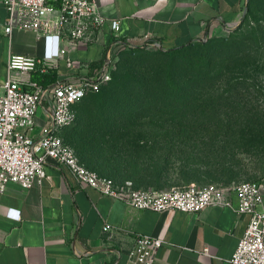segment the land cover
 Instances as JSON below:
<instances>
[{"label": "crops", "instance_id": "1", "mask_svg": "<svg viewBox=\"0 0 264 264\" xmlns=\"http://www.w3.org/2000/svg\"><path fill=\"white\" fill-rule=\"evenodd\" d=\"M106 23L91 45L70 49L69 57L100 67L112 42V21L120 22V36L140 46L153 40L164 50L187 46L236 25L248 0H96ZM8 12L0 1V82L6 78L11 55L40 58L43 38L30 31H3ZM59 76L74 73L61 59L58 67L30 74ZM35 81V80H34ZM77 110V106H76ZM77 112V111H76ZM39 126L46 121L39 111ZM70 128V127H69ZM67 128V129H69ZM65 129L63 133L67 130ZM41 183L25 190L9 184L0 193V264H136L128 254L137 235L160 238L165 244L155 264H231L249 217L238 215L239 198L225 188L228 206L212 205L198 213L137 210L121 200L80 184L64 165L49 163ZM264 196V177L258 179ZM264 211V201L258 208ZM20 214L11 217V211ZM109 227L106 231L105 228Z\"/></svg>", "mask_w": 264, "mask_h": 264}, {"label": "rangeland", "instance_id": "2", "mask_svg": "<svg viewBox=\"0 0 264 264\" xmlns=\"http://www.w3.org/2000/svg\"><path fill=\"white\" fill-rule=\"evenodd\" d=\"M249 6L236 28L217 35L226 39L230 50L216 49L213 55L205 50L190 57L205 68V78L181 105L131 104L133 97L126 98L125 90L160 70L167 71L170 60L147 62L142 52H122L112 81L77 106L75 124L63 133L81 163L116 187L157 192L190 185L225 189L264 177V0H251ZM119 81L121 85L113 91ZM103 118L109 122H98ZM179 133L216 137L190 159V163L209 166L210 171L190 173L188 179L171 174L158 186L154 179L141 178L135 164L162 157L165 149L155 148L158 153H154L149 148L164 141L160 139L164 135Z\"/></svg>", "mask_w": 264, "mask_h": 264}, {"label": "built area", "instance_id": "3", "mask_svg": "<svg viewBox=\"0 0 264 264\" xmlns=\"http://www.w3.org/2000/svg\"><path fill=\"white\" fill-rule=\"evenodd\" d=\"M0 1L8 12L3 25L5 34L30 31L44 41L40 58L11 55L6 78L0 82V193L7 191L9 184L31 189L36 182H42L46 177L45 167L53 162L66 166L80 184L137 210L198 213L212 205L232 208L224 189L215 185L205 188L190 185L163 192L116 187L86 168L62 137V132L77 120L76 106L112 80L123 51L139 47L162 49L158 42L147 40L138 46L132 39L120 36V22L112 21L113 38L104 60L100 67L91 68L68 55L70 49L93 44L95 35L105 25L106 18L99 12L96 0H58V7L48 5V0ZM237 25L226 26L225 30ZM61 59L74 73L59 76L46 86L31 79L30 74L37 68L41 67L43 72L56 69ZM41 110L46 121L39 126L36 119ZM232 188L239 198L235 211L248 216L249 222L230 263L264 264V211L258 209L264 201L261 188L255 182H243ZM9 215L20 218L13 210ZM164 244L163 239L137 235L128 258L136 264H155Z\"/></svg>", "mask_w": 264, "mask_h": 264}, {"label": "trees", "instance_id": "4", "mask_svg": "<svg viewBox=\"0 0 264 264\" xmlns=\"http://www.w3.org/2000/svg\"><path fill=\"white\" fill-rule=\"evenodd\" d=\"M250 3L251 0H248V7H250ZM58 4V0H48V5L50 6L58 7ZM225 40V38L213 36L211 38L208 37L206 41H203L202 39L197 40L183 47L170 50H155L160 51L158 53H150L152 50L140 47L123 51L129 53L142 52L145 55H141V58L143 61L147 62L153 60L151 58H154V60H157L158 58H168L170 60V67L167 71L160 70L159 73L146 79L145 82L132 85L129 90L127 88L125 90V97L128 98L131 94L133 97V99H129V101L131 100L132 102L131 104L136 103L138 105L137 102L140 101V104L144 106L156 101H163L172 105L183 104L185 100L190 99L192 92L203 83L205 78V68L193 63L192 60H190V57H196L198 52L205 50L213 51L211 53L212 55L215 53L214 51L216 49L221 50L222 48H226L230 50L232 47L229 44L225 45ZM206 46H209L208 49H204ZM211 64L213 65L212 61H210V65ZM208 79L210 80L209 82H213L212 80H214L213 77H209ZM34 80L39 84L46 86L54 83L57 79L55 74L43 73L38 74ZM120 85V81L116 82L115 85H113V91H116V89H118L117 87ZM135 96L136 98L134 99ZM142 99L147 102V104H145ZM98 122L108 123L109 121L103 118ZM160 139H164V141H156L154 144L155 147H150L149 149L154 153H158L156 149H165L166 152L163 156L149 158L139 165L135 164L134 169H138L139 172H142L140 176L141 178H149V180L154 179L156 183L154 184L158 186L162 178L170 176L171 174H177L180 177L187 178L190 173H205L210 171L209 166L190 163V159L199 156L202 145H205L207 141H213V137L201 136L196 133H179L178 135H164ZM174 160H177L179 163H174Z\"/></svg>", "mask_w": 264, "mask_h": 264}, {"label": "water", "instance_id": "5", "mask_svg": "<svg viewBox=\"0 0 264 264\" xmlns=\"http://www.w3.org/2000/svg\"><path fill=\"white\" fill-rule=\"evenodd\" d=\"M246 12V11H245Z\"/></svg>", "mask_w": 264, "mask_h": 264}]
</instances>
